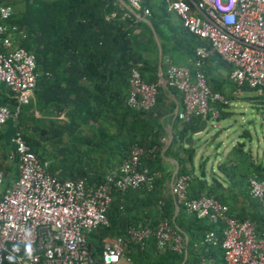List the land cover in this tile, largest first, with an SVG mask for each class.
I'll list each match as a JSON object with an SVG mask.
<instances>
[{
  "label": "trees",
  "instance_id": "1",
  "mask_svg": "<svg viewBox=\"0 0 264 264\" xmlns=\"http://www.w3.org/2000/svg\"><path fill=\"white\" fill-rule=\"evenodd\" d=\"M0 3L12 7L7 22L24 33L22 36L16 32V44L34 53L39 72L29 103L20 107L17 125L10 119L0 125L3 191L18 177L15 147L10 141L16 130L49 173L61 179H83L89 188L96 187L118 168L129 157L133 145L156 146V156L142 157L140 166L150 173H159L152 188L112 192L106 213L108 225L87 234L94 256L101 253L105 239L125 236L131 226L155 229L167 220L184 237V250L178 253L160 247L151 237L143 244L128 245L127 254L133 264H197L202 259L217 264L216 254H220L222 264L223 224L210 223L177 201L170 188L175 162L176 175L190 176L186 189L189 199L202 194L214 197L228 206L229 216L253 222L257 235L264 238V208L250 196L247 182L252 172L264 179V164L236 143L218 165V174L210 170L207 177L204 162L195 166L196 149L192 143L184 144L203 117L194 114L187 120L174 117L176 102L183 108L181 97L177 90L164 88L159 82L157 42L162 49L165 77L168 62L189 61L193 72L196 48L207 44L205 41L182 25H175L163 6L155 4L150 15L145 16L147 22L120 0H0ZM133 68L140 71L146 82L157 85L156 103L149 110L126 104ZM219 69L226 71L225 77H221ZM200 70L212 91L222 93L223 87H229V98L237 88L258 91L238 86L231 78V66L215 53L202 60ZM172 94L177 101L170 99ZM255 98L264 108V88ZM0 105L12 111L18 105L17 95L5 84H0ZM210 105L220 110L228 104ZM219 112L220 117L230 113ZM166 114L170 120L173 117L172 127L176 131L161 153L167 136L162 121ZM206 118L211 119V112ZM167 157L175 162H169ZM211 230L218 236L216 245L203 243L204 235ZM185 251L187 258L183 262Z\"/></svg>",
  "mask_w": 264,
  "mask_h": 264
},
{
  "label": "built area",
  "instance_id": "2",
  "mask_svg": "<svg viewBox=\"0 0 264 264\" xmlns=\"http://www.w3.org/2000/svg\"><path fill=\"white\" fill-rule=\"evenodd\" d=\"M127 7L150 15L151 6H163L168 15H176L189 33L207 44L196 48L197 59L192 72L188 65L167 63L165 83L181 95L182 110L175 113L187 120L200 115L217 119L211 103L227 104L226 98L207 85L200 70L202 60L215 53L231 66V78L238 86L264 88V0H120ZM13 10L0 3V84L17 95L12 111L0 105V125L9 119L18 123L20 107L29 103L39 72L33 52L16 43L23 31L8 24ZM136 16L139 18V16ZM140 19V18H139ZM18 32V33H16ZM157 85L144 80L133 68L129 76L126 100L130 108L149 110L157 99ZM264 123V108L261 112ZM15 147L18 177L3 191L4 173L0 169V264H133L127 254L130 243L143 244L154 237L158 246L181 253L184 237L167 220L157 228L131 226L125 236L105 239L99 255L94 256L87 234L107 226V209L112 192H126L146 187L150 190L158 172L141 168L142 157L154 158L156 146L135 144L128 158L105 176L94 188L83 179H61L47 171L31 151L19 130L10 138ZM189 175H176L173 194L189 212L210 223L223 224L222 264H264V238L257 235L248 219L229 216L228 206L205 194L189 199L186 189ZM250 196L264 208V179L252 172L248 177ZM203 243L216 245L214 230L204 235ZM197 264H210L202 259Z\"/></svg>",
  "mask_w": 264,
  "mask_h": 264
},
{
  "label": "rangeland",
  "instance_id": "3",
  "mask_svg": "<svg viewBox=\"0 0 264 264\" xmlns=\"http://www.w3.org/2000/svg\"><path fill=\"white\" fill-rule=\"evenodd\" d=\"M169 18L175 25L180 24L176 15H170ZM221 72L226 73L223 69ZM226 95L229 100L228 105L220 110L229 111L230 114L220 117L218 109L217 119L211 118L205 129L195 134L192 139V146L196 149L195 166L198 167L200 162H204L207 177L210 170L218 174V165L224 161L225 156L236 143L249 150L255 160L259 159V162L264 163L262 106L254 99L259 93L251 89L237 88L230 97L233 100L228 94ZM244 132L248 134L244 135ZM165 165L167 166L166 163ZM216 255V262L219 264L220 254Z\"/></svg>",
  "mask_w": 264,
  "mask_h": 264
},
{
  "label": "water",
  "instance_id": "4",
  "mask_svg": "<svg viewBox=\"0 0 264 264\" xmlns=\"http://www.w3.org/2000/svg\"><path fill=\"white\" fill-rule=\"evenodd\" d=\"M129 10H130L131 12H133L134 14H137V13H136L132 8H130V7H129ZM137 15H138V14H137ZM138 16H139V15H138ZM139 18L142 19V20H145V21L149 22V20H148L146 17L139 16ZM157 43H158V76H159V82H160V84H161L162 87L167 88V85H166V83H165V78H164V76H163V70H162V67H161L162 49H161V46H160L159 42H157ZM170 96H171V98H172L173 100H176L174 94H172V95H170ZM177 110H178V104H176V107H175V110H174V114L177 112ZM205 127H206V120L203 119V120L200 122V124L198 125V127L192 129V130L189 132V134L187 135V137L184 139V144H185L186 146H189V145L192 143L193 136H194L195 134H199V133H201V132L205 129ZM171 140H172V131L169 130V138H168V140H167V142H166L164 148L162 149L161 153L164 152L165 148H166L167 145L171 142ZM238 144H239V143H238ZM239 145H241V144H239ZM242 145H243V144H242ZM170 159H171V158H170ZM171 160H172V159H171ZM173 161L175 162L174 159H173ZM177 172H178V165H177V163L175 162V168H174V170H173V172H172V176H171V179H170V188H171V192H173V180H174V178H175ZM177 210H178V206H176V208H175V213H174V215L176 214ZM186 258H187V251H185L183 262L186 260Z\"/></svg>",
  "mask_w": 264,
  "mask_h": 264
},
{
  "label": "crops",
  "instance_id": "5",
  "mask_svg": "<svg viewBox=\"0 0 264 264\" xmlns=\"http://www.w3.org/2000/svg\"><path fill=\"white\" fill-rule=\"evenodd\" d=\"M174 63V62H173ZM188 63H189V61H182V62H179L178 63V61H175V63L174 64H179V65H188ZM166 67H167V65L165 66V69H166ZM221 70L222 69H219L218 70V73H221L222 75H221V77L223 78V77H225L226 76V74H224L223 72H221ZM228 91H230V88L229 87H223L222 88V93L221 92H219V91H217V92H219V93H221L223 96L224 95H226L227 93H228ZM235 92V91H234ZM233 92V93H234ZM179 93V92H178ZM233 93H232V96H233ZM179 95H180V93H179ZM260 95V94H259ZM180 97H181V95H180ZM176 98V97H175ZM170 99H172V98H170ZM180 99V98H179ZM230 99H232L233 100V98H230ZM254 99H256V98H254ZM173 100V99H172ZM175 101V100H174ZM176 101H177V99H176ZM229 101V100H228ZM182 102V101H181ZM176 104H178L177 102H176ZM228 104V103H227ZM180 106L181 105H179L178 104V111H181L182 109H180ZM176 107V106H175ZM263 109V108H262ZM174 110H175V108H174ZM174 112V111H173ZM230 113H228V114H226V115H229ZM176 115L174 114V117H175ZM173 120V117H171V120H170V115L169 114H166L165 115V117H162V121L165 123V126H166V128H167V136H166V142H167V140H168V138H169V130H171L172 131V133L174 132L175 133V131H176V129H173V127H172V121ZM202 120H203V118H202ZM208 120H206V126H207V124H208ZM198 127V126H197ZM166 142H165V144H166ZM193 142V141H192ZM170 144V143H169ZM168 144V145H169ZM167 145V146H168ZM166 160H168L169 162H173L171 159H170V157H167L166 158ZM257 161H259V159H257ZM256 161V162H257ZM261 161V160H260ZM261 163H263L262 161H261ZM264 164V163H263ZM175 168V167H174ZM256 173V172H255Z\"/></svg>",
  "mask_w": 264,
  "mask_h": 264
}]
</instances>
